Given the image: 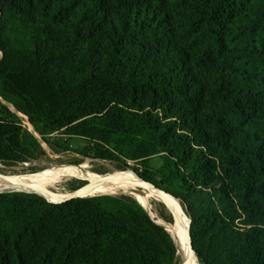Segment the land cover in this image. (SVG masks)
Returning <instances> with one entry per match:
<instances>
[{
    "label": "trees",
    "instance_id": "16d2710c",
    "mask_svg": "<svg viewBox=\"0 0 264 264\" xmlns=\"http://www.w3.org/2000/svg\"><path fill=\"white\" fill-rule=\"evenodd\" d=\"M74 138L178 201L199 264H264V0H0V164ZM155 221L130 194L2 192L0 264H176Z\"/></svg>",
    "mask_w": 264,
    "mask_h": 264
},
{
    "label": "bare ground",
    "instance_id": "6f19581e",
    "mask_svg": "<svg viewBox=\"0 0 264 264\" xmlns=\"http://www.w3.org/2000/svg\"><path fill=\"white\" fill-rule=\"evenodd\" d=\"M88 166V165H87ZM86 166V167H87ZM115 176L121 180H127L128 182H137V176L131 171L115 172ZM0 178L5 179L0 181V191L6 190H20L27 189L26 185L41 186L46 190H51L53 186L61 183L64 180H69L71 178H76L82 181H88V186L80 193L81 197H91L95 195L102 194H119V193H130L135 197L145 209L149 212V202L151 199L162 203V199L151 189L145 190L144 194H138L135 192L133 186H129L122 183H112V182H96L95 180L99 178V175H93L85 171L84 165L79 166H59L53 168L50 172L45 174H5L1 175ZM62 195V194H60ZM65 196V195H62ZM165 198L172 204L175 210L178 212L179 216L182 218V224L185 228L188 227V219L184 214L181 206L178 202L171 199L168 196ZM51 200L57 201V198H52ZM151 215V212H149ZM152 216V215H151ZM154 216V215H153ZM152 218L154 219L155 217ZM163 225L166 230L171 234L175 244L177 245V252L179 257L182 258L183 262L186 264H194L193 257L191 253L188 252V240L182 237V233L179 228L174 227L171 223L157 222Z\"/></svg>",
    "mask_w": 264,
    "mask_h": 264
},
{
    "label": "rangeland",
    "instance_id": "374dc122",
    "mask_svg": "<svg viewBox=\"0 0 264 264\" xmlns=\"http://www.w3.org/2000/svg\"><path fill=\"white\" fill-rule=\"evenodd\" d=\"M9 108L12 111L16 112V110L13 109L11 106H9ZM17 114H18L19 118L22 120L21 121L22 126L24 128H26L28 131L33 132V128L29 125V123L27 121L28 119L20 113H17ZM67 142L70 146L69 151H66V152H63L60 154H54L45 144H42L43 148L45 149V151L48 154L49 161L44 164V166H46L47 169H45L42 172L37 173V174H45L47 172H50L53 168H56L59 166H72L69 163H73L75 160H82L79 165H84L85 171L90 173V174H93V175H97V176L99 175L100 176V175H106V174H113V173L118 171V170H116V165L114 163L103 162V161H98V160H91L88 158L83 159L81 156L75 154L73 152V150H76L77 148H81V147L85 146L86 145L85 141L78 139V138H74V139H68ZM155 162H158V160H156ZM79 165H77V166H79ZM129 165L133 166L132 164H129ZM127 171H130V170H127ZM29 173H30L29 165L14 166L12 168H6L0 164V174L1 175H5V174H17V175H19V174H29ZM87 183H88V181H82V180H79L76 178H71L69 180L62 181L61 183L53 186L50 189H51V191H53L55 193L62 194V195H68V194L82 188ZM10 191H12V190H6L4 192H10ZM121 194L122 193L114 194V196H118ZM154 201L155 200L151 199L149 202V205H150L149 206V212H151L152 216L154 215L153 216V217H155L154 220H156V222L169 223V222L165 221L162 217H160L159 206ZM176 264H184L182 258L179 257V255H178V260H177Z\"/></svg>",
    "mask_w": 264,
    "mask_h": 264
},
{
    "label": "water",
    "instance_id": "95a60500",
    "mask_svg": "<svg viewBox=\"0 0 264 264\" xmlns=\"http://www.w3.org/2000/svg\"><path fill=\"white\" fill-rule=\"evenodd\" d=\"M40 172H42V171H40ZM40 172H37V173H40ZM119 172H123V171H119ZM37 173H29L26 175H34ZM137 178H138L137 182H128L127 180H121V179L117 178L115 176V174L113 173V174L100 175L99 178H97L95 181L96 182L122 183V184H126L129 186H133L136 189L135 192L138 194H141V195H143L145 190H147V189H151L152 191H154L162 199V204L165 207L168 215L171 218V224L174 227L179 228L181 233H182V237L184 239L186 238L188 240V244H189L188 245V252L191 253V255L193 257L194 264H199L198 259H197L196 254H195V251H194L193 246H192V242H191L190 221L187 218L188 219V227L185 228L182 224V218L179 216L178 212L175 210V208L172 206V204L165 198V196L170 197L171 199L175 200L176 202H178V201L174 197L166 194L165 192H163L159 188L155 187L153 184H150L146 181H143L139 177H137ZM4 180L5 179L0 178V181H4ZM25 185H26L25 188H27V189L12 190V191H20V192L37 194L38 196L46 199L48 202L56 203V204H63V203H66V202L74 200V199L85 198V197H81L80 193L84 190L85 187L88 186V183L85 186H83L82 188H80V189H78V190H76V191H74L68 195H65V196H62V195L55 193L51 190H46L45 188H43L41 186H33V185H28V184H25ZM12 191H10V192H12ZM2 192H4V191H0V193H2ZM126 194H130V193H122L121 195H126ZM102 195H109V194H102ZM95 196H100V195H95ZM91 197H94V196H91ZM52 198H57V201L51 200ZM138 203L145 209V207L142 205V203H140L139 201H138ZM148 214L150 215L149 212H148ZM151 218H152V216H151ZM157 224H159V223H157ZM159 225H161V224H159ZM161 226H163V225H161ZM176 247H177V245H176ZM177 255H178V252H177ZM184 264H186V263H184Z\"/></svg>",
    "mask_w": 264,
    "mask_h": 264
}]
</instances>
